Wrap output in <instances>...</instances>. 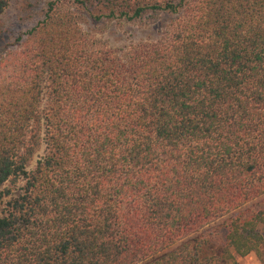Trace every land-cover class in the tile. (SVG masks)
Instances as JSON below:
<instances>
[{"label":"trees","instance_id":"1","mask_svg":"<svg viewBox=\"0 0 264 264\" xmlns=\"http://www.w3.org/2000/svg\"><path fill=\"white\" fill-rule=\"evenodd\" d=\"M32 21L0 52V264H264V0H44Z\"/></svg>","mask_w":264,"mask_h":264},{"label":"rangeland","instance_id":"2","mask_svg":"<svg viewBox=\"0 0 264 264\" xmlns=\"http://www.w3.org/2000/svg\"><path fill=\"white\" fill-rule=\"evenodd\" d=\"M23 1V4L28 3L29 9L22 12L20 19L15 21L16 26L15 29L8 30V26H6L9 17L11 18L16 14V8L12 7L9 11L3 15H0V52L5 48L12 46L14 42V35L16 32H22L26 28H29L32 21L39 12L41 5L44 0H20ZM18 11V10H17ZM165 19L158 22L152 27H138L137 25L125 23L123 26H117L114 23H111L107 26L101 27L100 35L107 39L113 46H122L128 44L131 41H136L140 38L146 37H155L157 35L158 28H163V24L166 22ZM164 22V23H163ZM84 28H90L92 26L91 23L83 24ZM219 223V222H217ZM261 232L264 236V226L260 227ZM238 264H260L258 258L254 253H249L243 257H238Z\"/></svg>","mask_w":264,"mask_h":264}]
</instances>
